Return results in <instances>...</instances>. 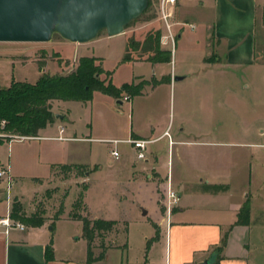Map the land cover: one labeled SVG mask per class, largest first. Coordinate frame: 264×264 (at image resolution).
I'll use <instances>...</instances> for the list:
<instances>
[{
  "label": "crops",
  "instance_id": "1",
  "mask_svg": "<svg viewBox=\"0 0 264 264\" xmlns=\"http://www.w3.org/2000/svg\"><path fill=\"white\" fill-rule=\"evenodd\" d=\"M205 4L212 6V21L202 23L187 21L182 12L184 5L202 7ZM176 11L178 12L175 16ZM259 12V16L262 17L264 0H196L195 3L190 0H177L172 18L175 22L177 41L181 39L186 24L192 31L203 29L201 31L204 49L200 54V67L193 72L186 65L182 67V64L177 61V41L174 58L172 55L168 62H151L146 60V57L136 59L131 55L130 60H123L129 40L125 30L114 36H109L107 33L99 34L95 39L86 42L88 46L84 48V52L81 51L79 57H96L98 59L96 63H99L104 71L100 78L111 80L115 86L119 87L122 83L114 82V72L107 68L105 58L98 54V49L110 37L124 36L125 40L127 37L124 51L116 59L120 60L119 64L128 63L136 69L145 64L151 67L150 76L136 71L128 82H124L145 79L148 82L144 86L145 91L142 89L141 94L130 99L123 94V97L115 98L100 91H94L92 98L88 101L51 100V110L56 116L52 122L38 131L37 136H17L0 144V169L6 171L0 176V217L10 214L13 200L19 201L23 210L19 188L24 182L33 181L37 184V189L43 185L41 182L49 177L52 168L56 165H78L86 168L84 177L77 183L87 185L83 191V200L90 217L86 215L89 218L105 219L95 216L91 212L88 201L85 200L92 186L103 180L122 189L130 187V191L126 190V193L132 194L137 202L148 200L153 203L151 213L148 207L147 209L141 207L140 212V215H149L147 219L149 229L147 228L146 233L142 231L139 234L140 245L137 251L132 252L131 234L129 243L127 229H125L122 243L105 244L104 248L96 250L91 248L92 257L95 259L89 261L87 242L82 238V223L70 217L69 212L64 211L51 219L44 217V222L38 226L27 224L23 230L12 228L7 233L0 229V264H198L211 255L215 258L213 264H256L253 236L256 231L264 228L261 213L264 209V204L261 206V201L264 199V196H261L264 181L256 184L252 177V169L255 165L264 167V142L248 141L245 128L243 131L238 129L233 132L201 130L196 132L197 136L194 139H190L183 135L184 127L180 124L177 131L172 132L168 124L146 127L144 124L139 125L138 120L134 123L133 111L138 110L139 99L149 100V95L157 91H163L167 101L172 100L175 104L180 83L192 76L203 75L208 78L212 73L223 71L240 74L245 69L255 66L256 26ZM149 25L147 22L143 26L149 27L146 32L151 29ZM159 30L161 34L163 24ZM133 35L136 41L141 42L144 39L140 35L136 37V33ZM130 39H133L131 34ZM160 47L162 50H167L161 44ZM19 65L21 67L32 65L37 70L34 82L47 69L46 66L39 70L37 63L33 60H29L25 65L20 62ZM158 68H162L159 73L160 78L155 77V71ZM106 72H110V75ZM46 73L50 74L49 71ZM53 74L55 73L51 75ZM176 77L180 79L176 80ZM151 80L157 83L152 85L149 83ZM10 82L9 79L6 84L9 85ZM200 87L201 91L207 92L205 100L209 101L210 97L213 101L215 84L203 83L196 85L195 89L199 90ZM246 88H248L246 82L239 84L240 92L236 94L237 101L241 100V91ZM226 90L229 96L230 91H237L230 86ZM98 102L104 103L107 107L130 104V125L126 137H96L92 136V130L87 135L77 133L75 120L72 118L73 106L87 111L91 127V107L94 103L97 106ZM211 105L213 106V102ZM98 113L99 109H96L95 116ZM100 116H102L101 112ZM209 121H213V118L207 115L206 122ZM60 127L64 129L63 134L68 137L67 140L54 139ZM166 129L169 130L173 141L171 146L201 144L208 146L209 149L200 153L187 152L179 148L175 154L176 157L173 152L170 157L169 152L162 154L159 152L160 148L150 147L146 150V157L140 160L129 143L120 141L119 143H127L129 146L122 148L114 146L112 149L119 152V157L114 158L110 154L112 157L107 162L101 161L92 150L93 141L128 138L156 139L150 144L165 141L167 137L163 136V132ZM263 132L264 128L260 127L256 133ZM22 141L37 142L31 144L32 149H28V152L14 153L10 144ZM52 141L67 144L62 149H56L50 144ZM4 145H7V154L1 151ZM167 145L170 149L169 143ZM18 160H20L19 163ZM168 180L179 196L169 216L163 206V189ZM204 184L224 187L217 191H204ZM126 193L122 194L126 195ZM246 205L249 206V223L241 224L239 223L240 210ZM105 220H115L117 224L116 219ZM61 223L74 224V231L63 232ZM77 232L80 235H75ZM156 234L157 237H155ZM47 245L51 246L49 256L46 253ZM101 254H103L102 257H99Z\"/></svg>",
  "mask_w": 264,
  "mask_h": 264
},
{
  "label": "rangeland",
  "instance_id": "2",
  "mask_svg": "<svg viewBox=\"0 0 264 264\" xmlns=\"http://www.w3.org/2000/svg\"><path fill=\"white\" fill-rule=\"evenodd\" d=\"M157 1L158 0H149L148 6L143 13L125 27L124 30L126 31V35L129 36V40L130 34L131 38L134 39L135 37L133 34L135 33L136 37L140 35L145 38L149 32H160L159 29L162 24L157 10ZM190 1L195 3L196 0ZM177 12L178 11L175 12V16ZM182 12L187 21L190 22L195 21L202 23L204 21H212L213 11L211 4H205L202 7L184 5L182 7ZM259 15L260 12L258 14L256 26L255 66L245 69L240 74L232 71H223L212 73L208 78L203 75H201L202 77L200 75L192 76L180 83L181 85L176 93L175 104H173L172 100L169 102L167 101L163 91L154 92L149 95V100L146 98L139 99L137 104L138 110L136 111L135 109L133 111V122L135 123V121L138 120L139 125L144 124L146 127L165 126L168 124L172 132H176L178 126L181 125V127H184L183 135L185 137L188 136L187 138L190 139H194L197 136L196 132L201 130L233 132L238 129L243 131L245 128L248 134V141L264 142V132L260 134L256 133L258 128H264V13L262 17ZM147 22H149L151 29L146 32L149 27L143 26ZM201 30L203 29L200 28L199 30L192 31L189 29L188 24H186L181 39L177 41L176 37L177 48L176 43L175 48L177 61L182 64V67L184 65L189 67L192 72L200 67V54L204 49ZM99 34L105 35L106 32L102 30ZM124 38V36L110 37L105 43L101 44L98 49V54L105 58V65L107 68L114 72V82L117 84L128 82L130 78L136 74V71L144 73L146 76H150L152 73L151 67L146 64L141 65L139 69L131 67L132 65L128 63L119 64L120 60L116 58L122 55V51H124L127 37L126 40ZM87 44L88 43H72L63 39L58 34H54L52 39L48 42H0V88L7 87V80H12V78L15 81L35 83L37 80L34 82L33 79L38 72L32 65H25L29 60L36 62L39 70L41 67L47 66L46 72L49 71L50 75L52 73L67 74L71 72L76 68L80 58L79 55L82 53L81 51L84 52V48H87ZM124 52H128L129 55L136 59L145 58L150 54L143 53L141 48L133 50L130 46L128 48L126 47ZM20 62L25 66L21 67L19 65ZM161 71L162 68L156 69V78H160L159 73ZM151 81L149 83H152ZM243 81L248 84V88L241 91V100L237 101L236 94L240 92L238 86ZM133 83L142 84V89L145 91L144 86L148 82L145 79H136ZM203 83H205V85L207 83L215 84L216 89L214 91L215 95L213 101L210 97L208 98L209 101L205 100L207 99V92L204 90L201 91V87L199 90L195 89L196 85H201ZM228 86H230L231 89H237V91H230L229 96L226 90ZM123 95H125L127 99H130L126 93H123ZM200 101L203 102L200 103ZM211 102H213V106ZM129 105V103H125L123 106L112 105L111 107H107L104 103L98 102L97 106L94 103L91 107L92 113L90 114L92 120L91 127L88 121L89 117L86 114L87 111L82 110L78 106H73L72 118L75 120L77 133L80 135H87L89 131L92 130V136L96 137H126L130 125L131 111ZM96 109H99L97 116H95ZM100 112L102 116H100ZM207 115L211 116L213 121L206 122ZM55 116L56 115H54V117ZM0 135L2 134L0 133ZM57 135L58 132L55 136ZM17 136L18 135H9V138ZM36 142L37 141L13 142L10 144V147L13 149L14 153H21L23 151L28 152V149H32L31 144H36ZM50 144L56 149H62L67 143L52 141ZM91 144L96 157L104 162H107L108 159L112 157L110 155V150L114 146L119 148L129 146L127 143L123 142L113 144L106 141H93ZM167 144L168 140L166 138L165 141L162 140L148 145V148H160V153L167 154L169 152L170 157L172 152L174 153V157H176L175 154L179 148H183L187 152L192 151L200 153L206 152V150L209 149L208 146L201 144H174L169 149ZM1 151L7 154V145H4ZM19 162L20 160H18V163ZM85 170L86 168L80 166L56 165L52 168L49 177L41 182V184H43L41 187L36 189L37 184L33 181L24 182L19 188L20 194L22 195L23 210L20 212L21 218L17 220L26 226L29 224V219L35 218L34 220H38L40 218L44 219V217L51 219L52 217H57L60 210H62V212H69V214L76 212L89 216L83 196L81 199L82 201H79V196L83 194L84 191L81 187L82 183H77L84 177L83 173ZM252 170V177L256 184L262 183L264 181V167L261 168L259 165H255ZM205 185L208 184H204V186ZM126 190L130 191V187L122 189L119 186L115 187L106 181L100 180V182L92 186L85 197V200H87L90 205L91 212L95 214V216L117 220V224L110 230L100 229L95 231L91 243V248L93 250L98 248L102 249L105 244L114 245L122 243L125 229H127L129 243L131 234L132 252L138 250L140 245L139 234L142 233V231L146 233L147 228L149 229L147 220L149 215H140L141 207L144 209L148 207L150 209L149 213H151V206L153 203H150L148 200L137 202L132 194L126 193ZM204 191H206V189ZM123 192H125L126 195H123ZM261 196H264V187L262 188ZM78 201L80 203L79 206H77ZM261 202V206H263L264 199H262ZM261 213L263 216L262 220H264V209H262ZM60 226L63 232L74 231L75 229L74 224L61 223ZM75 235L80 234L77 232ZM155 237H157V234ZM82 238L86 239L83 235V230ZM253 242L256 249L254 252L256 255L255 262L256 264H264V228L255 232ZM128 254L130 255V249ZM112 260L114 259L112 258Z\"/></svg>",
  "mask_w": 264,
  "mask_h": 264
},
{
  "label": "trees",
  "instance_id": "3",
  "mask_svg": "<svg viewBox=\"0 0 264 264\" xmlns=\"http://www.w3.org/2000/svg\"><path fill=\"white\" fill-rule=\"evenodd\" d=\"M160 32H149L142 42L130 39L128 47L133 50L141 48L143 53H150L146 60L151 62H168L171 59L169 50H162L159 43ZM129 53H125L123 60H130ZM96 57L81 56L75 69L67 74L50 75L43 72L35 83L15 81L13 78L7 87L0 88V144L9 140V135L37 136L40 129L54 120L51 110V100H77L88 101L92 98L94 91L121 98L123 93L129 97L141 94L142 84L123 83L115 86L111 80L101 79L104 72ZM42 68V67H41ZM40 68V69H41ZM110 75V72H106ZM152 85L156 84L152 80ZM4 122V123H2ZM73 167H79L75 165ZM82 167V166H80ZM85 190L87 185H81ZM221 185H205L204 189L217 191L223 189ZM83 194H80L79 201H82ZM79 201L77 206H79ZM21 203L13 200L9 216L12 219L21 218ZM62 210L58 214H60ZM70 217L81 221L83 235L87 240L88 260L94 261L92 257L91 243L95 231L103 229L110 230L115 224V220H105L101 218L91 219L87 215L71 213ZM23 217V216H22ZM239 223H249V206L246 205L240 210ZM26 219V218H25ZM29 219V224L38 226L44 222L43 218ZM51 246H46V253L50 254ZM101 254L99 257H102Z\"/></svg>",
  "mask_w": 264,
  "mask_h": 264
},
{
  "label": "water",
  "instance_id": "4",
  "mask_svg": "<svg viewBox=\"0 0 264 264\" xmlns=\"http://www.w3.org/2000/svg\"><path fill=\"white\" fill-rule=\"evenodd\" d=\"M148 2L0 0V42H48L58 34L72 43H86L95 39L102 30L114 36L138 18ZM214 259L211 255L198 264H213Z\"/></svg>",
  "mask_w": 264,
  "mask_h": 264
},
{
  "label": "built area",
  "instance_id": "5",
  "mask_svg": "<svg viewBox=\"0 0 264 264\" xmlns=\"http://www.w3.org/2000/svg\"><path fill=\"white\" fill-rule=\"evenodd\" d=\"M176 3H177V0H158L157 1V10L159 14V19L163 24V32L159 36V43L162 46H165L170 51L171 56L174 53L175 43H176V31L174 29L175 22L172 21ZM63 130L64 129L60 127L58 131V135L55 136L54 139L67 140L68 137H66L63 134ZM163 136H166L168 138L169 146H171L173 141L171 140L168 129H166L163 132ZM155 140L156 139L154 138H151V139L150 138H128L126 140H116V139L106 140V142L117 144L120 141H125L129 143L131 147L134 149L136 153V157L140 160H143L146 157V150L148 148V145L154 142ZM110 154L114 158L119 157V152L116 149H111ZM5 172H6L5 170H0V176L4 175ZM178 200H179V196L177 192L172 189L170 182L168 180L167 184L165 185L163 189V206H164L167 216L170 215L172 209L176 206ZM12 228L23 230L25 229V225L19 221L13 220L9 216V214H6L5 216L0 217V229L1 230L7 233Z\"/></svg>",
  "mask_w": 264,
  "mask_h": 264
}]
</instances>
